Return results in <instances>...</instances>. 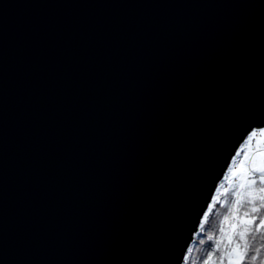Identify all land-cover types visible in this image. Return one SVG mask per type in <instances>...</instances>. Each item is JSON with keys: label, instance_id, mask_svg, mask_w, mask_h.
Here are the masks:
<instances>
[{"label": "water", "instance_id": "1", "mask_svg": "<svg viewBox=\"0 0 264 264\" xmlns=\"http://www.w3.org/2000/svg\"><path fill=\"white\" fill-rule=\"evenodd\" d=\"M261 118L264 0H0V264H178Z\"/></svg>", "mask_w": 264, "mask_h": 264}, {"label": "snow or ice", "instance_id": "2", "mask_svg": "<svg viewBox=\"0 0 264 264\" xmlns=\"http://www.w3.org/2000/svg\"><path fill=\"white\" fill-rule=\"evenodd\" d=\"M255 124L259 126H253ZM225 171L237 178L233 189L235 200L232 217L235 218V222H230L227 228L221 227V235L212 247L214 250L220 249L221 244H224L219 264H246L249 259L247 233L252 230L253 224L257 229L264 228V215L259 217L255 215L264 209V118L249 125L248 130L233 148ZM222 180L223 178L218 180L215 185L217 191ZM211 200H216L215 193L212 194ZM244 203L251 206L253 214L239 215L238 209ZM211 207L212 204L209 202L208 208L203 210V214L199 218L200 225H203ZM224 219L229 221L230 217L225 216ZM257 221L258 223H256ZM190 250V246H185L179 256L178 264H188ZM213 255L214 252H209L204 258L203 264H217L213 260ZM258 256L259 249L252 253L251 260L255 262ZM259 264H264V260H260Z\"/></svg>", "mask_w": 264, "mask_h": 264}, {"label": "trees", "instance_id": "3", "mask_svg": "<svg viewBox=\"0 0 264 264\" xmlns=\"http://www.w3.org/2000/svg\"><path fill=\"white\" fill-rule=\"evenodd\" d=\"M229 174L231 173H225L222 183H220L219 190L215 191L216 200H211L212 207L208 210V215L204 219L203 225L199 224L197 232L193 236V240L190 244L191 250L189 252L188 264H203V260L209 252H214L213 260L219 264L222 244L220 249L214 250L212 246L221 235V227L227 228L230 222H235V218L232 217V211L235 200L233 189L237 178H233L231 175L229 179H232L233 183L230 185L226 183V177L229 176ZM225 185L228 187L227 191H225ZM238 213L240 216L245 215V213L253 214L251 213V206L247 203L239 207ZM255 215L258 217L264 215V209L255 213ZM225 216H229L230 220L225 221ZM256 223H258V221ZM247 240L249 243V259L246 261V264H259L260 260H264V247H261V245H264V228L257 229L255 224H253L252 230L247 233ZM257 249H259V256L257 260L253 262L251 260V255Z\"/></svg>", "mask_w": 264, "mask_h": 264}, {"label": "rangeland", "instance_id": "4", "mask_svg": "<svg viewBox=\"0 0 264 264\" xmlns=\"http://www.w3.org/2000/svg\"><path fill=\"white\" fill-rule=\"evenodd\" d=\"M230 176H231V174H229V176L226 177V179H227V182L226 183H228V184L231 185L233 182H232V179H229ZM224 188L227 189L228 188L227 185H225ZM223 248H224V244L222 243V248H221L222 250H221V252L223 251ZM219 259H220V255H219Z\"/></svg>", "mask_w": 264, "mask_h": 264}]
</instances>
